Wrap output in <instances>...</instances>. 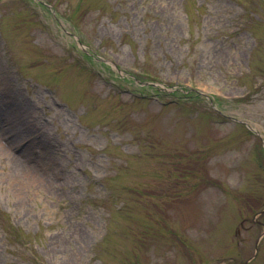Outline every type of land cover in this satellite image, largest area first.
I'll use <instances>...</instances> for the list:
<instances>
[{"label":"rangeland","instance_id":"obj_1","mask_svg":"<svg viewBox=\"0 0 264 264\" xmlns=\"http://www.w3.org/2000/svg\"><path fill=\"white\" fill-rule=\"evenodd\" d=\"M241 6L0 0V264H264V15Z\"/></svg>","mask_w":264,"mask_h":264},{"label":"trees","instance_id":"obj_2","mask_svg":"<svg viewBox=\"0 0 264 264\" xmlns=\"http://www.w3.org/2000/svg\"><path fill=\"white\" fill-rule=\"evenodd\" d=\"M239 4H241V9L243 10V13H249L251 12L252 8H255V5H258V7L261 9V14L264 15V0H236ZM252 4V5H251ZM255 19H259V18H255ZM261 21H264L263 19ZM5 214L3 213L2 215H0V221L3 222L4 218H5ZM7 219V217H6ZM7 232H6V231ZM5 238L8 240V245H11L10 240H9V234L12 236V244L17 243V245H21L22 241L20 240V238L18 237V235L15 233V231H9L7 229H5ZM9 231V233H8ZM38 263V262H37ZM36 263V264H37Z\"/></svg>","mask_w":264,"mask_h":264}]
</instances>
